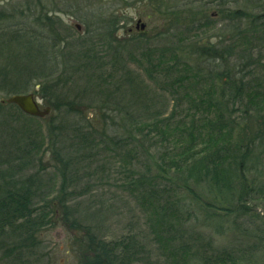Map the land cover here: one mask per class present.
I'll return each instance as SVG.
<instances>
[{
	"label": "rangeland",
	"instance_id": "1",
	"mask_svg": "<svg viewBox=\"0 0 264 264\" xmlns=\"http://www.w3.org/2000/svg\"><path fill=\"white\" fill-rule=\"evenodd\" d=\"M257 6L249 4V0H0V41L21 29L24 39L40 46L43 52L50 49L52 55H67L68 61L72 58V78L65 85L72 106L52 109L50 115L37 121L22 119L36 131L34 138L40 144V153L30 172H41L46 206L51 208V222L41 230L39 245L28 264H85L79 241L85 230L106 241L134 238L135 246L140 248L139 261L134 264H184L180 252L171 251L173 245L189 246L196 264H211L216 255L223 253L231 255L227 264H264V198L249 203L250 214L238 216L222 210V206L229 204L221 197L215 199L216 194L205 183H192L193 191L184 190L180 174L168 175L160 168L162 162H167L163 156L169 142L157 139L156 131L140 126L141 122L172 115L175 125L188 112L189 101L204 97L211 104L201 114L213 120L223 113L229 118L232 139L240 135L251 137L260 126L264 127V38L252 45L251 63L243 69L237 67L232 74L233 78L243 77L252 86L243 103L248 101L255 109H261L257 111L259 117L254 112L251 116L243 115L242 103L233 105V93L221 74L226 64L200 58L197 50L220 43L233 49L244 47L249 38L233 40L238 23L228 16L231 10L239 8L261 9ZM46 14L52 20L43 25L40 21ZM142 24L146 26L144 30ZM242 25L244 28L245 23ZM63 45L67 50H63ZM11 49L20 47L11 45ZM8 54L0 52V75L10 72L5 69ZM87 54L89 62L84 60ZM146 54L153 55L152 62L160 61L165 66L180 58L169 77L184 75L186 81L174 95L165 89L162 76L154 74L152 78L145 71ZM230 60L231 66L239 64L235 55ZM210 62L217 64L216 71L210 69ZM12 95L0 88L1 102ZM36 97L42 107H51L40 95ZM126 111L137 122L132 142L128 137L130 127L124 121ZM107 117L110 134L128 140V147L118 150L104 137H95L93 147L92 142L79 146V129L85 134L89 124H103ZM29 130L20 131L26 133L22 135L25 141L33 139ZM182 135L188 136L186 132ZM56 148L62 149L67 159L76 158L69 175L72 182L64 198L70 216L73 208L80 227H72L64 219L57 201L62 179L55 168ZM262 170L263 167L257 172ZM142 176L150 183L156 181L161 193L159 202L170 198L181 208L176 218L180 219V230L171 245L156 237L157 220L142 205L148 207L142 201V189L136 192L128 187L129 182ZM256 180L264 183V173ZM39 204L43 207L44 201ZM1 261L0 252L3 264Z\"/></svg>",
	"mask_w": 264,
	"mask_h": 264
},
{
	"label": "trees",
	"instance_id": "2",
	"mask_svg": "<svg viewBox=\"0 0 264 264\" xmlns=\"http://www.w3.org/2000/svg\"><path fill=\"white\" fill-rule=\"evenodd\" d=\"M249 4H253L255 7L259 5L257 7L261 9L255 11V9L239 8L231 10L230 16H228V19L238 23L235 26L237 32L232 35L233 40L249 38L244 47L233 49L232 46H220V43L203 46L197 50L200 58H206L207 61L209 59L222 60L226 64V68L222 70L221 74L226 77L225 83L233 93L231 95L233 105L242 103L244 105L243 115L251 116V113L254 112L259 117L257 111H261V109H255V105L248 101L243 103V100L248 99L252 90L250 83L245 82L243 77H232V74L236 73L237 67L240 66L243 69L244 66L251 63L252 45L264 38V1L249 0ZM51 20L52 18L46 14L40 22H43L44 25L46 21ZM243 23H245L244 28H242ZM19 31H14L11 37L0 41V46L3 47L0 52L2 50V52L10 53L5 62L7 66L5 69L10 72L0 75V88L9 94L28 92L33 89V92L40 95L53 110H60L62 106L71 107L72 100L68 96L65 85L72 78V58L68 61L67 55H52L50 49L43 52L39 45L36 47L34 42L24 39L25 35L20 34ZM60 39L61 43L65 44V40ZM11 45H16L20 49L12 50ZM55 45L56 41L53 42L52 48ZM63 46V50H67L66 45ZM235 51L237 52L234 53ZM119 54L120 52L116 55ZM233 55L239 64L231 66L230 58ZM88 56L89 54L84 60L89 62ZM145 58L148 64L145 71L152 78H154V74L162 76L165 89L172 95L184 85L186 81L184 75L173 79L169 77L179 64L177 62L179 57L170 66H165L160 61L152 62L153 55L150 54H146ZM211 63L208 64L210 69L216 71L217 64ZM57 65L58 68H56ZM60 66L63 68L59 71ZM58 72L60 74L56 76ZM37 85H39L38 90L36 89ZM207 99L209 98L200 97L189 101L188 112L175 125L172 122V115L154 122H141L140 126L149 131H156L157 139L169 142L163 156V158H167V162L164 164L162 162L160 168L164 169L168 175L173 172L180 174L179 178L184 190L193 191L192 183H196L197 186H200V183H205L210 192L213 195L216 194L215 199L221 197L229 204L226 207L222 206V210L235 213L238 216L248 215L251 212L249 203L256 198H264V183L256 182L258 181L256 179L264 173V127L260 126L257 132L252 133L251 137L240 135L237 139H232L228 130L230 128L227 121L229 118L223 113H219L213 120L209 119L207 115L201 114L200 111L205 110L211 104V100L206 101ZM9 108L11 111H8ZM124 114V121L130 127L128 137L132 142L135 139L133 128L138 129L137 122L130 112L126 111ZM22 119L36 120L38 118L25 114L15 105L0 101V252L3 264H28L31 254L39 245L38 238L41 230L51 222L49 218L51 208L46 206L47 197L44 193L43 176L39 170L30 172V168L40 153V144L34 138L36 135L34 126H30ZM107 119L108 117L105 118L103 124H89V126H93L91 128L87 126L88 132L85 134L79 129V146L89 145L92 142L93 147L95 137H104L110 139L118 150L125 145L128 147L129 144H126L128 140H124L117 134H110L111 129L106 125ZM26 128L33 132V139L25 141L22 137L26 133L20 131ZM182 132H186L188 136H183ZM53 137L56 138V136ZM198 145L202 147H198ZM124 154L129 155L130 152ZM53 156L57 161L56 172L62 179L57 199L58 204L62 206L64 219L72 227H80V223L73 216V208L72 216H70L71 213L64 198L68 193V186L72 182L69 175L76 158L73 159L72 156V160L67 159L64 151L60 148L53 151ZM262 167V173L261 171L257 172ZM158 176L161 178L162 175ZM151 182L153 183L148 182L147 178L142 176L129 182L128 187L133 188L136 192L138 188L142 189L141 198L142 201L147 202L148 207L145 203L142 205L146 210L147 208L151 210L157 220L155 223L157 225L156 237L158 236L163 243L171 245L175 242L180 230L177 224L180 219L176 218L178 217L177 211L180 213L181 208L170 198L166 202H159L158 195L161 193H158V185L156 181ZM42 201H44L43 207L39 204ZM184 208L185 206H183V210ZM85 232L86 234H83L79 239L83 245L85 264H134L139 261L140 248L135 246L134 238L106 241L89 230H85ZM174 250L180 252L184 257V264H196V258L189 246L173 245L171 251ZM226 259H232L231 255L223 253L216 255L214 262L210 263L227 264ZM233 264H237V262L233 261Z\"/></svg>",
	"mask_w": 264,
	"mask_h": 264
},
{
	"label": "water",
	"instance_id": "3",
	"mask_svg": "<svg viewBox=\"0 0 264 264\" xmlns=\"http://www.w3.org/2000/svg\"><path fill=\"white\" fill-rule=\"evenodd\" d=\"M138 23H140V21ZM145 27V24L141 25L142 30H144ZM2 102L7 104H14L19 107L24 113L33 117L44 118L52 113L51 107L40 106V103L34 92L14 94L6 99H3Z\"/></svg>",
	"mask_w": 264,
	"mask_h": 264
},
{
	"label": "flooded vegetation",
	"instance_id": "4",
	"mask_svg": "<svg viewBox=\"0 0 264 264\" xmlns=\"http://www.w3.org/2000/svg\"><path fill=\"white\" fill-rule=\"evenodd\" d=\"M40 2H41V1H40ZM4 6L6 7V4H5ZM7 7H8V6H7ZM7 7H6V8H7ZM24 17H25V16H24ZM26 17H27V16H26ZM8 18H9V17H8ZM8 20H9V19H8Z\"/></svg>",
	"mask_w": 264,
	"mask_h": 264
}]
</instances>
